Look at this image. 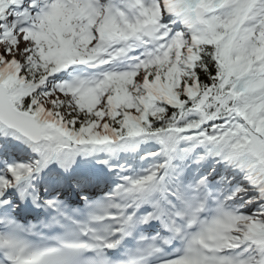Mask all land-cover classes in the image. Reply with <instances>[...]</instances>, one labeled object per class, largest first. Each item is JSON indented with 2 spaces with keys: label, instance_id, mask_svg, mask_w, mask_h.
I'll list each match as a JSON object with an SVG mask.
<instances>
[{
  "label": "snow or ice",
  "instance_id": "1",
  "mask_svg": "<svg viewBox=\"0 0 264 264\" xmlns=\"http://www.w3.org/2000/svg\"><path fill=\"white\" fill-rule=\"evenodd\" d=\"M0 264H264V0H0Z\"/></svg>",
  "mask_w": 264,
  "mask_h": 264
}]
</instances>
